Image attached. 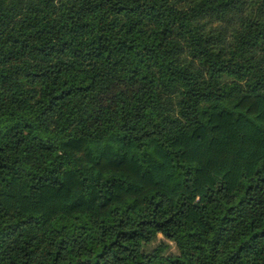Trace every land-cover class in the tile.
<instances>
[{
    "label": "trees",
    "instance_id": "16d2710c",
    "mask_svg": "<svg viewBox=\"0 0 264 264\" xmlns=\"http://www.w3.org/2000/svg\"><path fill=\"white\" fill-rule=\"evenodd\" d=\"M0 264H264V0H0Z\"/></svg>",
    "mask_w": 264,
    "mask_h": 264
},
{
    "label": "rangeland",
    "instance_id": "374dc122",
    "mask_svg": "<svg viewBox=\"0 0 264 264\" xmlns=\"http://www.w3.org/2000/svg\"><path fill=\"white\" fill-rule=\"evenodd\" d=\"M216 25V24H215ZM82 157V162H84L86 164L87 167L96 169L98 167L97 163L95 162L94 158H92L91 156L87 155V153H82L81 155ZM165 243L167 244V249H166V253H177V248L175 246V244L167 239H165L163 236H161L160 234L157 236V238L155 240H153L151 243L147 244L145 246V248L147 250L155 247L157 244L159 243Z\"/></svg>",
    "mask_w": 264,
    "mask_h": 264
}]
</instances>
